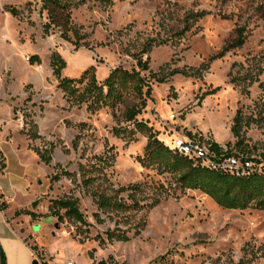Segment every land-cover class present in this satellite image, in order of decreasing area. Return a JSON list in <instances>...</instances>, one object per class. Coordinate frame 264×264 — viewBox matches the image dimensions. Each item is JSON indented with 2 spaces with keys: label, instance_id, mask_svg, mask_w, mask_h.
I'll return each mask as SVG.
<instances>
[{
  "label": "rangeland",
  "instance_id": "obj_1",
  "mask_svg": "<svg viewBox=\"0 0 264 264\" xmlns=\"http://www.w3.org/2000/svg\"><path fill=\"white\" fill-rule=\"evenodd\" d=\"M188 18L191 28L181 35ZM47 21L42 0H0V135L18 137L3 142L6 182L17 206L40 192L37 205L20 212L32 217L36 211L34 230L43 229L38 259L51 251L60 258L72 254L76 264H264V211L223 208L181 186L178 174L143 164L148 132L138 126L168 145L177 134L191 133L234 147L239 111L243 144L251 157H263L264 0H83L73 9L70 40L62 37L64 25L45 36ZM239 27L246 28L244 44L200 76L170 75L208 63ZM162 39L167 43L159 44ZM55 53L66 61L61 78L93 69L103 83L116 67L139 70L144 91L148 84L152 90L136 120L126 113L142 98L128 83L94 108L68 97L53 72ZM33 55L40 61L31 63ZM140 57H149L148 70L138 66ZM38 150L50 151V164ZM136 183L143 185V203L160 202L149 210L100 206V194L131 204L132 190L119 189ZM59 199L76 200L85 221L66 209L55 214ZM111 230L130 239L109 240Z\"/></svg>",
  "mask_w": 264,
  "mask_h": 264
},
{
  "label": "trees",
  "instance_id": "obj_2",
  "mask_svg": "<svg viewBox=\"0 0 264 264\" xmlns=\"http://www.w3.org/2000/svg\"><path fill=\"white\" fill-rule=\"evenodd\" d=\"M82 2L83 0H42V11H47L48 18V21L44 25V35H49L52 27L64 25L66 29L62 31V37L66 40H70L68 32L73 31L74 29L73 9ZM7 10L15 16L19 15L18 10L14 6H8ZM205 14L206 12H201L197 15L202 17ZM190 28L191 24L189 23L188 18L186 19L185 26L179 34L184 35L186 31L190 30ZM245 31V27H239L237 29L236 36L217 54L211 56L208 63H203L198 68L173 69L170 72V75L181 73L185 76H200L203 70H207L209 68L210 62L214 59L223 57L228 51L243 45L246 40ZM158 42L159 44H163L167 43V40L162 39L158 40ZM149 46L150 45L148 44V47ZM148 47L144 49L145 52L149 51ZM36 61H40V57L38 55H33L30 58V62L35 63ZM51 65L54 74L60 79V87L68 95V97L75 100V102L79 105L87 102L90 104V108L107 104L109 99H114V97H116L120 84H130L135 94L140 97V99L142 98L140 101L141 105H133L128 108L126 115L127 120L130 121L136 120V117L146 105V98L147 96H150L152 90L151 86L148 84L147 91H144L147 83L145 78L140 74V71L136 69L128 71L121 67H116L111 71L110 75L104 80V82L101 83L93 69L86 70L79 78H61V72L66 65V61L59 53L53 54ZM138 66H140L142 70H148L149 57L145 60L142 57L138 58ZM158 80L163 82L166 80V77H161ZM82 84H84L83 88L80 87ZM105 87L108 88L107 92L105 91ZM217 90L218 88H213L206 91L203 97L208 94H213ZM138 126L148 132L146 155L144 158L139 159L143 164H145L144 162H148L152 165L156 164L164 170L178 174V181L181 186L186 189H197L202 191L223 208L241 210L258 209L264 211V155H262L263 157H251V148H249L247 144H243V139L240 134L241 114L239 111L234 117V124L231 129L234 136L238 138V141L235 143L234 147L230 145L231 143H229L227 147L229 148V152H233V149H236L240 153L245 155L247 154L255 162V164L260 167V170L245 176H237L228 172L213 170L203 167L200 164H196L194 161L175 153L172 148H170L162 140H159L155 134H153L152 130L148 129V127L142 122H140ZM211 142L214 149H221L220 144L215 141ZM37 153L40 155L41 160L46 164L51 163L52 155L50 151L38 150ZM5 166V158L0 151V169L3 170ZM129 189L132 190L128 195V197L132 200L131 204L127 205L121 200H113L103 194H100V206H113L117 209L126 208L149 210L160 202V198L156 197L151 202L143 203L142 197H138V193L143 191V185L141 183L121 187L119 190L123 192ZM1 206L5 207V202H2ZM54 207L55 214H59V210L61 209H66L67 215L74 217L79 221H85L83 213L80 211L76 200L59 199L55 201ZM59 217H61V215H59ZM107 236L109 240L116 239L127 241L130 239V236L122 230L108 231ZM31 237L32 235H29L27 240ZM33 248L38 249L37 245H33ZM0 264H6V256L1 248V245ZM101 264H105V262L101 261Z\"/></svg>",
  "mask_w": 264,
  "mask_h": 264
},
{
  "label": "crops",
  "instance_id": "obj_3",
  "mask_svg": "<svg viewBox=\"0 0 264 264\" xmlns=\"http://www.w3.org/2000/svg\"><path fill=\"white\" fill-rule=\"evenodd\" d=\"M17 139L18 137L14 136L8 137L6 133L0 135V151L3 156L5 155L3 142H13L17 141ZM18 148H23L20 142L18 143ZM4 158L7 166L3 170L0 169V245L6 256V264H32L35 259L39 258V248L44 244L42 239L43 229L37 232L34 230V224L38 221L33 217L36 211L32 210V217L20 214V212L33 205L35 197L40 192L32 196L29 204L25 206L14 205L11 200L12 190L8 188V183L6 182V175L9 172L8 163L6 162L7 157L4 156ZM2 202H5V207L1 206ZM42 220L43 218L39 221ZM29 235H32V238L27 240ZM31 240H33V243H31ZM33 245H39V248L34 249ZM66 259L73 260L74 256L67 254L64 258H60L57 254L49 251L48 258L42 262L57 263Z\"/></svg>",
  "mask_w": 264,
  "mask_h": 264
},
{
  "label": "built area",
  "instance_id": "obj_4",
  "mask_svg": "<svg viewBox=\"0 0 264 264\" xmlns=\"http://www.w3.org/2000/svg\"><path fill=\"white\" fill-rule=\"evenodd\" d=\"M168 146L178 155L213 170L224 171L237 176L249 175L260 170V167L247 154L240 153L236 149L229 152L226 145H220L221 149L216 150L211 141L191 133L177 134L172 139L171 145ZM40 262L41 264H76L72 259L57 263Z\"/></svg>",
  "mask_w": 264,
  "mask_h": 264
},
{
  "label": "water",
  "instance_id": "obj_5",
  "mask_svg": "<svg viewBox=\"0 0 264 264\" xmlns=\"http://www.w3.org/2000/svg\"><path fill=\"white\" fill-rule=\"evenodd\" d=\"M37 203H38V201H35L34 203H33V206H36L37 205ZM32 264H41V262H40V260L39 259H35L34 261H33V263Z\"/></svg>",
  "mask_w": 264,
  "mask_h": 264
},
{
  "label": "bare ground",
  "instance_id": "obj_6",
  "mask_svg": "<svg viewBox=\"0 0 264 264\" xmlns=\"http://www.w3.org/2000/svg\"><path fill=\"white\" fill-rule=\"evenodd\" d=\"M218 209V208H217Z\"/></svg>",
  "mask_w": 264,
  "mask_h": 264
}]
</instances>
